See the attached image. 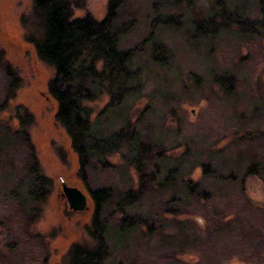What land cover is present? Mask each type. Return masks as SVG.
<instances>
[{
  "label": "rangeland",
  "instance_id": "rangeland-1",
  "mask_svg": "<svg viewBox=\"0 0 264 264\" xmlns=\"http://www.w3.org/2000/svg\"><path fill=\"white\" fill-rule=\"evenodd\" d=\"M69 1L71 19L101 21L106 16L108 0ZM208 1L194 0L193 7L187 8L185 1L125 0L120 17L134 24L123 38L124 48L139 47L151 33L154 41L165 44L168 54L159 52L164 59L142 67L139 95L129 94L120 109L106 110L110 97L105 93L82 104L90 120L107 133L121 127L120 112L125 110L127 131L147 137L137 143L139 159H148L144 172L151 173V161L160 175L166 167L176 172L173 202L168 199L172 187L155 183L151 192L149 184L138 209L151 207L152 195L155 208L170 204L163 216L170 221L189 217L197 229L192 236L185 225L174 232L172 225L166 226L156 250H151V234L136 237L126 247L116 246L115 264H264V256L256 258L251 253L257 238L264 249V38L239 39L226 33L217 40L197 36L189 15ZM31 8L32 0H0V124L16 129L26 114L23 124L30 147L53 186L29 229L33 236L19 231L17 221L10 224L23 237L13 253L6 245L17 239L5 233L3 226L11 215L5 191L26 152L18 141L8 148L0 145V218L4 220L0 264H68L67 252L73 244L90 243L87 227L94 209L90 192L101 183L137 192L141 176L136 165L125 160L126 146L105 155L104 165L98 164L95 171L87 168L81 173L70 138L55 120L57 104L48 92L53 70L40 61L21 23ZM156 15L170 16L172 21L150 32L148 23ZM147 48H139L142 57ZM6 71L19 78L14 90L8 87ZM213 76L218 80L231 76L228 91ZM152 138L159 148L153 153ZM62 182L85 194V210L69 209ZM185 182L206 183L213 189L207 190L208 198L200 197L198 206L183 207L179 187ZM203 212L209 216L205 218ZM36 235L42 240H36ZM158 249L168 254L156 260Z\"/></svg>",
  "mask_w": 264,
  "mask_h": 264
},
{
  "label": "trees",
  "instance_id": "trees-1",
  "mask_svg": "<svg viewBox=\"0 0 264 264\" xmlns=\"http://www.w3.org/2000/svg\"><path fill=\"white\" fill-rule=\"evenodd\" d=\"M181 1H185L187 8L193 7L194 0H174L173 3L178 4ZM124 3L125 0H108L106 16L101 21H94L88 17L71 19L69 0H32L31 12L21 19L38 58L53 70L48 81V92L57 104L55 120L70 138L71 147L78 155L80 171L87 168L95 171L98 164L104 165L105 155L116 153L122 146H126L128 153L125 160L136 165L141 176L140 189L137 192L119 191L109 183H101L90 192L94 207L87 227L90 243L73 244L69 248L67 256L70 264H115L112 253L116 246L126 247L131 240L145 234H151V250H156L159 247L158 242L163 239L162 234L167 232L166 226L170 225L173 226L170 228H174L173 232L185 225L192 236L197 234V229L189 217H181L182 220L172 217L170 221L163 216L169 213L167 205L170 204H159L155 208L152 195L151 207L138 209L144 188L149 184L151 192L155 183L161 186L166 183L168 188L172 187L168 199L173 202V189L178 182L175 178L176 172L171 167H166L160 175L161 172L154 168L152 161L151 173L144 172L148 159H139L141 153L137 150V143H143L147 137H143L138 131H127L129 117L126 111L120 112L121 127L107 133L99 129L98 123L90 120L89 111L82 105L83 102L97 99L105 93L110 97L106 110L120 109L129 94L139 95L142 89L141 75L145 70L142 67L149 68L151 60L164 59L159 52L168 54L165 44L154 41L155 37L151 33L139 47L124 48L123 38L129 35L134 24L133 20L128 22L120 17ZM198 9V12L189 16L191 30L202 39L217 40L224 33L239 39L264 38V0H209L201 10ZM150 21L149 31L153 32L156 26L167 25L172 19L170 16L156 15ZM145 45L148 46L147 54L142 57L139 48ZM6 73L8 87L14 90L19 78L17 75V79L9 75L7 71ZM230 78L231 76H227L218 80L213 76L212 80L222 84L228 91L226 84H229ZM27 118L26 114L24 118H20L16 129L4 125L5 123L0 124V145L8 148L18 141L26 152L21 169L17 173L12 171L10 183L6 187L5 196L9 202L7 207L11 210V215L5 222L7 225L2 216L0 218V224L4 223L5 233L17 239L6 245L13 253L16 251V243L19 244L23 237L17 230L11 229L10 224L13 226L16 223L13 221H17L19 231L24 230L27 237L33 236L29 229L53 186L52 180L43 174L30 147L28 132L23 124ZM157 143L151 139V153L154 149L159 150ZM251 170L248 168L253 173ZM148 176L150 179H147ZM179 188L183 196V207L190 208L193 204L199 205L200 197L208 198L210 193L207 190L213 189V185H190L185 182ZM115 213L120 214L111 218ZM203 213L205 218L209 216V212ZM128 222L131 224H126ZM35 238L42 240L39 235ZM251 249L256 258L264 256L261 238L256 239ZM164 250L158 249L156 260L168 254Z\"/></svg>",
  "mask_w": 264,
  "mask_h": 264
},
{
  "label": "water",
  "instance_id": "water-1",
  "mask_svg": "<svg viewBox=\"0 0 264 264\" xmlns=\"http://www.w3.org/2000/svg\"><path fill=\"white\" fill-rule=\"evenodd\" d=\"M62 196L65 198L69 209L74 212L83 211L87 208L85 194L74 186H67L62 182Z\"/></svg>",
  "mask_w": 264,
  "mask_h": 264
}]
</instances>
